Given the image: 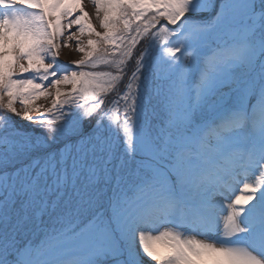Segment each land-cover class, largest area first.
I'll list each match as a JSON object with an SVG mask.
<instances>
[{
  "label": "snow or ice",
  "instance_id": "obj_1",
  "mask_svg": "<svg viewBox=\"0 0 264 264\" xmlns=\"http://www.w3.org/2000/svg\"><path fill=\"white\" fill-rule=\"evenodd\" d=\"M91 2L0 0V264H264V0Z\"/></svg>",
  "mask_w": 264,
  "mask_h": 264
},
{
  "label": "rangeland",
  "instance_id": "obj_2",
  "mask_svg": "<svg viewBox=\"0 0 264 264\" xmlns=\"http://www.w3.org/2000/svg\"><path fill=\"white\" fill-rule=\"evenodd\" d=\"M83 6H84L85 10L90 14V16L92 18L93 25H95L97 27L98 31H102V29H100V27H99V22L96 18V15H95V7H94L93 3L91 2V0H83ZM72 31H76L75 26L73 27ZM64 39H67V33H66ZM81 39H82V41L86 42L87 36H83V37H81ZM81 56H82V53H80L78 50H76V42L74 40V41L69 42V46H67V47L62 46L61 47L59 61L61 63H69L71 61L80 59ZM100 70H103V69H100ZM38 103H42V104L47 105L48 103H50V100L46 101L44 99H41L40 101H38ZM17 108L18 109L20 108L19 104H17ZM30 115H32L33 117H37V116H39V113L36 112L35 110H33L30 112ZM15 119H17L18 122H20V123L27 124L26 121H20L19 118H15Z\"/></svg>",
  "mask_w": 264,
  "mask_h": 264
},
{
  "label": "bare ground",
  "instance_id": "obj_3",
  "mask_svg": "<svg viewBox=\"0 0 264 264\" xmlns=\"http://www.w3.org/2000/svg\"><path fill=\"white\" fill-rule=\"evenodd\" d=\"M86 3H87V2H86ZM86 3H85V4H86ZM72 41H74V40H72Z\"/></svg>",
  "mask_w": 264,
  "mask_h": 264
}]
</instances>
